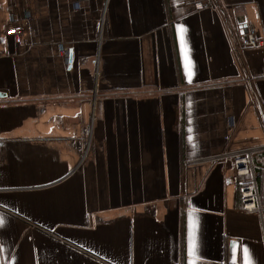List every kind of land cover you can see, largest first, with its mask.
I'll list each match as a JSON object with an SVG mask.
<instances>
[{
  "label": "crops",
  "instance_id": "obj_1",
  "mask_svg": "<svg viewBox=\"0 0 264 264\" xmlns=\"http://www.w3.org/2000/svg\"><path fill=\"white\" fill-rule=\"evenodd\" d=\"M238 18L264 42V0H0V264H264V147L261 213L213 159L264 146Z\"/></svg>",
  "mask_w": 264,
  "mask_h": 264
},
{
  "label": "built area",
  "instance_id": "obj_2",
  "mask_svg": "<svg viewBox=\"0 0 264 264\" xmlns=\"http://www.w3.org/2000/svg\"><path fill=\"white\" fill-rule=\"evenodd\" d=\"M205 5H210L206 2ZM240 31V43L244 48H258L264 45L261 38L258 37L255 27L244 18H238ZM6 34L13 36L15 42L22 40V30L18 27H10ZM65 49L62 52L65 54ZM264 146L245 147L237 150L226 151L218 154L213 159H230L232 161L235 175L238 177L239 194L242 209L245 212L261 213L263 207L259 202L257 189V178L259 172L254 169L252 162V152Z\"/></svg>",
  "mask_w": 264,
  "mask_h": 264
},
{
  "label": "snow or ice",
  "instance_id": "obj_3",
  "mask_svg": "<svg viewBox=\"0 0 264 264\" xmlns=\"http://www.w3.org/2000/svg\"><path fill=\"white\" fill-rule=\"evenodd\" d=\"M193 247H194V245L190 242L189 250L192 251ZM243 251H244L245 264H251L250 257L248 256V249L244 248Z\"/></svg>",
  "mask_w": 264,
  "mask_h": 264
}]
</instances>
